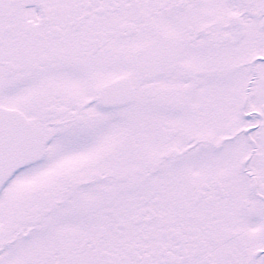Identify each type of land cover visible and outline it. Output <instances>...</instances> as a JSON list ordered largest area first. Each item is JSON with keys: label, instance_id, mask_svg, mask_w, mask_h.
I'll use <instances>...</instances> for the list:
<instances>
[{"label": "snow or ice", "instance_id": "6c2138e0", "mask_svg": "<svg viewBox=\"0 0 264 264\" xmlns=\"http://www.w3.org/2000/svg\"><path fill=\"white\" fill-rule=\"evenodd\" d=\"M0 264H264V0H0Z\"/></svg>", "mask_w": 264, "mask_h": 264}]
</instances>
